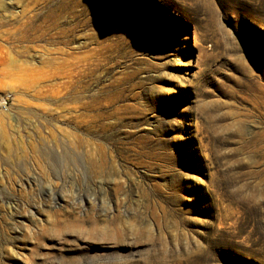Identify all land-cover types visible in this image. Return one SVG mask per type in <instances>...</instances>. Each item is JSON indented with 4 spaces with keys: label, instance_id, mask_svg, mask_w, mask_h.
<instances>
[{
    "label": "rangeland",
    "instance_id": "1",
    "mask_svg": "<svg viewBox=\"0 0 264 264\" xmlns=\"http://www.w3.org/2000/svg\"><path fill=\"white\" fill-rule=\"evenodd\" d=\"M8 1L0 264H264V0Z\"/></svg>",
    "mask_w": 264,
    "mask_h": 264
},
{
    "label": "bare ground",
    "instance_id": "2",
    "mask_svg": "<svg viewBox=\"0 0 264 264\" xmlns=\"http://www.w3.org/2000/svg\"><path fill=\"white\" fill-rule=\"evenodd\" d=\"M9 5L8 0H0V7L6 8ZM61 12V11H60ZM24 14V13H23ZM44 22L45 23H50L51 26H58L61 21V14H59L58 10H53L50 11L46 16H44ZM35 19L36 17L30 16L26 18L25 20H19L18 25H19V30L21 31L20 37H24L26 35L27 30H38L39 26L35 24ZM63 34L67 35V32H63ZM44 35V33H41V37ZM65 42V41H64ZM178 65H181L180 62H178Z\"/></svg>",
    "mask_w": 264,
    "mask_h": 264
}]
</instances>
